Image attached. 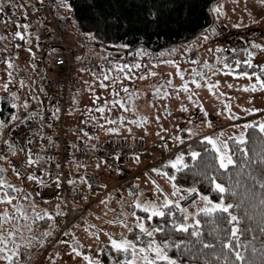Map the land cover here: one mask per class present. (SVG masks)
I'll use <instances>...</instances> for the list:
<instances>
[{
	"label": "rangeland",
	"instance_id": "rangeland-1",
	"mask_svg": "<svg viewBox=\"0 0 264 264\" xmlns=\"http://www.w3.org/2000/svg\"><path fill=\"white\" fill-rule=\"evenodd\" d=\"M217 5H223V15L213 11ZM60 12L66 20L65 37L69 48L75 54L82 52V61L98 58L107 62V66L101 69L80 67L77 70L80 76L76 75L74 81L79 87L71 93L78 94L76 101L71 104L77 108L75 115L71 114V123L75 128L68 131L69 135L75 139L87 133V141L90 143L118 140L125 143L121 145L140 144L143 149L125 159L116 156L102 159L91 157L84 162H76L85 165V173H96L98 184L94 193H89L86 187L87 199L81 197L75 205L83 207L79 210L81 213L71 217L66 232L59 233L61 214L64 211L62 201L54 197L37 198V179L10 171L9 161H21L25 154L20 152L8 136L1 146L5 125L12 123L22 112L28 111L31 103L39 105L41 97L47 102L46 83L49 80L55 83L58 78L57 67L53 63V55L58 49H48L45 55L46 73L42 76V66L37 61L42 58L45 47L40 46L39 53L32 50L34 45L26 44L23 38L16 44L10 41V47L18 50L14 57L15 52L5 48L2 43L0 121L3 124L0 125V168L3 171L0 170V174L9 184L16 186V191L6 189L14 199L11 202H0V213L7 211L9 215L17 216L12 207L16 204L23 206L28 219L6 220L0 216V231L12 230L15 223L20 224L24 229L23 238L32 242L31 247L21 246V256L27 264H88L84 255L79 253L90 256L93 264L97 259L101 264H113L115 258L122 260L123 257L108 243L109 234L113 238H120L122 234L128 236V230L119 222L112 221L115 218L123 219L128 227L139 231L136 228V216L130 214L136 209L133 205L135 199H151L163 203V197L167 194L170 199L179 200L180 208L181 198L179 193L173 195L172 181L163 172L153 169L162 168L166 171V161L173 159L180 152V144L189 138L210 135L220 141H228L230 138L236 140V136L245 132V125L249 121L259 123L264 120V88L257 83V77L264 79V48L257 46L264 44V5L260 4V0H215L210 6L211 26L191 39L159 50L143 46L130 49L122 42L113 44L111 48L98 46L85 35L87 32L77 27L72 9L62 6ZM212 27L216 29L215 32L210 30ZM219 27L229 31L246 29L250 32L249 36H256V43L247 45L245 56V50H242V55L232 53V48L224 52V38L215 35ZM17 29L24 36L29 35L25 27L20 25ZM27 45L31 53L25 52ZM249 52L254 55L249 56ZM6 53L11 54L6 56ZM247 60H251L250 65L244 63ZM225 63L227 68L224 67ZM244 66L251 71H245ZM238 72L256 75H234ZM196 80L199 85L194 82ZM185 84L186 89L183 87ZM71 94L68 101H71ZM2 102L5 103L4 108ZM101 108L103 112L99 110ZM250 108L258 111H248ZM143 117H147V120H143ZM109 128L118 131L110 132ZM5 151L9 152L10 157L5 156ZM120 162L126 164V175L118 169ZM101 175L104 178L103 187L100 184ZM175 183L181 186L179 192L184 194L187 187ZM156 185L163 191H158ZM55 200L61 203L59 213L53 212L46 223L35 219L31 211L32 203L41 201L50 206ZM203 204V200H199L198 205L191 201L183 208L195 213L196 207ZM42 206L35 207L41 216ZM125 212L128 214L122 215ZM29 228L32 230L31 235ZM45 231L50 235H44ZM16 239L21 237L18 235ZM142 240L146 238L142 237ZM41 241L43 243L39 244ZM77 247L79 253L71 251ZM0 264L6 262L0 259Z\"/></svg>",
	"mask_w": 264,
	"mask_h": 264
},
{
	"label": "snow or ice",
	"instance_id": "snow-or-ice-1",
	"mask_svg": "<svg viewBox=\"0 0 264 264\" xmlns=\"http://www.w3.org/2000/svg\"><path fill=\"white\" fill-rule=\"evenodd\" d=\"M61 6L65 9H72L73 5L69 0H60ZM260 4L264 5V0H260ZM2 11V9H0ZM213 11H216L218 15H223V5H217L213 8ZM155 15V13H152ZM27 27V25H25ZM212 32H215L216 29L212 27L210 29ZM16 36H20L21 32L17 31ZM85 35L90 39H96V36L93 32H87ZM203 35V34H202ZM207 38V37H205ZM258 47L264 48V44L257 45ZM127 47V45H125ZM31 51V50H29ZM249 56L254 55V53L249 52ZM174 63V61H173ZM245 64L250 65L251 60L244 61ZM139 67V65H136ZM238 66V65H237ZM118 67H124L123 65H118ZM178 67V66H177ZM225 68L228 65L225 63ZM264 67V66H262ZM127 74V73H125ZM155 75V73H153ZM183 75V73H181ZM234 75L241 76H251L256 75L255 73L250 72H238ZM199 85V81H194ZM219 83V82H217ZM257 83L261 88H264V79L257 77ZM185 89L187 84L183 85ZM209 88L212 87L211 84L208 85ZM253 90H255L253 88ZM13 95H15L13 93ZM123 106V102H121ZM101 112L104 111L103 108L99 109ZM134 110V109H133ZM248 111H258V109L250 108ZM143 120H147V117H143ZM3 124V121H0V125ZM209 125L211 126L210 122ZM259 129L260 133H264V120L256 123L255 121H249L245 125L247 128ZM108 131L116 132L118 129L109 128ZM130 131V129H129ZM186 131L191 132V129ZM248 136L242 131L238 136H236L235 151L230 149L229 141H220L218 138H215L210 135H205L202 137L204 141L208 143L213 152L211 153V160L207 162V167L204 172H201V175H205V172L208 171V168L214 169L212 172H208L205 178L208 180L213 191H217L219 195L218 200H213L209 195H206L203 192H200L198 188L194 186H189L186 188L188 196L185 197L183 193L179 192L180 185L175 183V177L171 176L167 171H163L162 168L153 169L156 172H163V175L168 177L172 181L173 195L179 193L181 199H191V197L197 193L199 196L197 199L192 200L194 205H198L199 200H203V206H197L196 212H188L187 209L180 207V211L183 216L180 219L175 217L174 212L169 210L168 205H179V200H173L168 197L167 194L163 197V203H157L155 200H141L139 198L133 201V205L136 209H142L146 214L145 216H138L136 211H131L132 216H136V228L138 232L133 234V238H129L126 235H121L120 238H113L109 234L110 238L108 243H110L117 253H119L123 259L119 257L115 258L113 264H182V261L177 255L170 254V252L175 249L177 252L181 250L185 253H189L190 249L195 245H200L201 247L197 251H203L205 248L214 249L215 245L209 241L203 235V228L201 225L206 219L210 225L208 235L215 236L216 239L220 240L222 245V251L224 249L229 250L225 252L222 258V264H250L246 261L245 256L243 255L242 249L247 244V241H242L240 235L242 231L247 229H242L241 225L245 219H248L250 222V217L247 216L245 197L249 195L250 189L247 184L243 186V191H241V184L239 179H233L232 167H238L239 171L235 173L236 177H239L243 172L244 168L248 167L249 164H259L260 174H254V169L249 168L248 175L252 177L254 185L258 184L261 190L259 204L264 206V152L257 157L249 155V149L246 147L245 142L248 140ZM179 140L180 138L177 137ZM261 143L264 144V138H261ZM167 147V145H164ZM204 153L208 152V148L205 147L202 149ZM239 153V157L236 156V153ZM136 155V154H133ZM185 155H187L191 161L195 162L198 158H201V152L196 150H190L188 153L179 152L175 155L173 159L166 161L168 165H171L172 168L177 170L181 168L187 169L189 167L188 161L185 160ZM7 159V157H5ZM28 160L30 163H35L36 161L32 159L29 155ZM231 166V167H230ZM192 168H195V163L191 165ZM225 170L226 182L221 183L216 175L215 170ZM17 175H20L17 172ZM30 179H36V177L29 174ZM55 179L59 180V177ZM71 183V181H69ZM155 183V181H153ZM0 202H11L14 197L6 189H11L13 192L16 191V186L9 184L2 177H0ZM158 191H163L159 185H156ZM227 197V200H226ZM13 209L18 214L17 216H11L7 211L0 213V216L6 220H16L19 221L21 218L24 220L28 219V213L23 209V206L13 204ZM244 208V212L241 213V209ZM31 211L35 219H41L43 217H50L51 213L47 210L43 211V217L39 212L36 211L35 206H31ZM128 213H122V215H127ZM199 214V215H198ZM168 216L166 226L160 225H149L146 221H151L154 216L165 217ZM190 217L193 219L190 221ZM203 218V219H202ZM119 222L128 232H133V229L128 227L123 219L115 218L112 223ZM35 223V220L32 221ZM260 231L264 233V219L261 220ZM29 235L32 234L31 228L28 229ZM175 232H184L190 237L186 240H176L173 238ZM24 229L21 228L19 223H15L12 226V230L0 231V259H3L6 264H27V261L23 260L21 256V246L31 247V240L23 238ZM161 233L166 236V238L157 239L156 234ZM20 236L21 239H16L17 236ZM44 235H50L49 232L45 231ZM142 237H145L146 240H142ZM194 238V239H191ZM255 239V237H253ZM43 243V241H41ZM89 247H91L89 245ZM253 252L256 251L255 248L252 249ZM72 252L79 253V248H72ZM229 253L234 254L235 259H229ZM84 255L85 259L88 260V264H93V261L90 256L87 254L79 253ZM212 255L220 256V253L213 251ZM95 264H101V261L97 259Z\"/></svg>",
	"mask_w": 264,
	"mask_h": 264
},
{
	"label": "trees",
	"instance_id": "trees-1",
	"mask_svg": "<svg viewBox=\"0 0 264 264\" xmlns=\"http://www.w3.org/2000/svg\"><path fill=\"white\" fill-rule=\"evenodd\" d=\"M214 1L215 0H69L73 5L72 11L77 27L83 32H93L96 36V39H94L96 45L111 48L113 44L122 42L130 49L136 46H143L151 50H159L166 46L193 38L211 21L210 4ZM152 13H155V15H152ZM45 48L42 52L44 56L39 59V64L42 66V76L46 73L45 55L49 49L47 48L46 50ZM69 106L68 103V110ZM4 107L5 103L2 102V108ZM24 113H27V111ZM22 117L23 116H18L12 123L5 125V133L12 125L20 122ZM244 133L249 137L245 142L246 147L249 149V155L257 157L262 154V152H264V144L261 143V138H264V133H260L259 129H253L251 127L245 129ZM83 136L86 137L87 135L85 136L83 134ZM2 137H4V135ZM228 141L230 149L235 151L236 140L230 138ZM205 147L208 148L207 153L202 151ZM190 150L201 152V158L193 162L185 155V160L189 163L187 169L181 168L177 170L172 168L171 165H167L166 171L171 176L175 177V182L181 183L186 187L194 186L198 188L200 192L209 195L213 200H218L220 194L217 191H213L208 180L205 178L208 172H212L214 169L208 168L205 175L200 174L204 172L207 167V162L211 160V153L213 150L208 147V143L200 137L189 138L180 144V152L188 153ZM236 156L239 157L238 152ZM26 158V155H24L22 160H27ZM193 163H195V168L191 167ZM9 167L10 171L15 173L10 163ZM249 168L254 169V174H260L258 163L255 165L249 164L248 167L244 168L239 177L235 176V173L239 171L238 167H232L231 173L234 180H240L241 191H243V186L245 184H247L250 189L249 195L245 197L247 201L245 207L247 216L251 219L250 222L248 219H245L241 225L242 229H247L246 231H242L240 235L242 241H247L242 252L246 261L250 262V264H264V233L260 231L261 220L264 219V206L259 204L261 190L258 184H255L253 187L254 181L252 177L248 175ZM0 170L3 171L1 168ZM215 171L218 180L221 183H225V170L220 169ZM1 176L0 174V177ZM0 187H2V185H0ZM168 208L174 212L177 219H180L184 214L180 211L178 206L168 205ZM244 210L245 209L242 208L241 213H243ZM135 211L139 216L146 215L142 209H135ZM48 219V217H43L40 220L46 223ZM168 219L169 217L167 215L165 217L154 216L151 221H146V223L163 227L166 226ZM201 227L203 228L204 237L215 245L214 249L205 248L201 252L197 251L201 246L195 245L190 249L189 253H185L182 250L177 252L173 249L170 254L177 255L182 261V264H222L224 253L229 252V250L224 249L222 251L220 240L216 239L214 235H208L210 225L206 219ZM136 232L138 231L133 230V232H128V237L133 238V234ZM253 237H255V239H253ZM156 238L161 239L166 238V236L157 233ZM173 238L176 240H186L190 237L184 232H175ZM253 248L256 249L255 252H253ZM213 251L220 253V256L212 255ZM229 259H235L234 254L229 253Z\"/></svg>",
	"mask_w": 264,
	"mask_h": 264
},
{
	"label": "built area",
	"instance_id": "built-area-1",
	"mask_svg": "<svg viewBox=\"0 0 264 264\" xmlns=\"http://www.w3.org/2000/svg\"><path fill=\"white\" fill-rule=\"evenodd\" d=\"M15 1L22 10V17L14 13L11 7L5 4V1L0 2V9H2L0 15L8 23L27 25L26 28L29 31L36 32L40 46L58 49V52L53 55L58 78L55 83L49 80L45 86L48 100L52 103L53 108L44 105L42 113L32 112L24 121L15 123L7 131V136L26 155V159L28 160L31 155L36 162L11 159L9 163L16 174L17 172L21 176L31 174L41 179L36 191L37 198L50 199L54 197L62 201L64 211L61 214L59 233H64L68 230L71 217L81 213L79 210L83 208L75 206L80 202L82 193L72 182L69 183L71 181L69 163L71 161L84 162L91 157L102 159L116 156L125 159L131 154L141 151L143 146L140 144L121 145L125 143L109 140L90 143L84 136L71 139L67 135V131L70 129L66 124L68 97L72 91L79 87L78 83L74 81L77 70L79 67H86L90 70L101 69L107 66V62L98 58L84 59L83 61L72 58V50L65 37L66 20L54 9V0H40L36 5L26 4L23 0ZM215 35L224 38L222 50L228 52L245 41L250 32L246 29L229 31L219 27ZM2 49L0 32V50ZM10 54L6 53V56H10ZM2 60L3 57L0 54V62ZM42 102L40 101L39 105L31 103L29 110H39ZM25 114L23 112L20 116ZM4 154L10 157L7 151ZM118 169L123 175L127 174L124 162H120ZM56 177H59V180L55 179ZM84 180L89 193L94 192L98 184V175L90 171L85 173ZM187 196L188 194L185 195V197ZM197 196L198 193L191 199H182L180 206H186Z\"/></svg>",
	"mask_w": 264,
	"mask_h": 264
},
{
	"label": "crops",
	"instance_id": "crops-1",
	"mask_svg": "<svg viewBox=\"0 0 264 264\" xmlns=\"http://www.w3.org/2000/svg\"><path fill=\"white\" fill-rule=\"evenodd\" d=\"M1 1H5V4H7V5H9L10 7H11V9L14 11V13H16L18 16H20V17H22V10L18 7V3L15 1V0H0V2ZM40 0H23V2L24 3H26V4H31V5H36V4H38V2H39ZM54 9L56 10V12L58 13V15H60L61 17H63L62 15H61V12H60V9L62 8V6H61V3L60 2H55V0H54ZM69 16H68V20H69ZM13 24H15V26L13 25ZM20 25L21 26H23V27H25L23 24H21V23H8V21L2 16V15H0V32H1V41H2V43H4V45H5V48H7V49H10V50H13L14 52H15V54H14V57L18 54V50H15L16 49V47L13 49V48H11L10 47V41H13V44H16V43H19L20 41H21V39L23 38V40H25L26 41V44H33L34 46L32 47V50H37V52H39L40 51V45H38V41H37V38H36V32H31V31H29L26 27V31H28L29 32V35L26 37V36H24L22 33H21V35L20 36H16L15 35V33L17 32V31H19L17 28L18 27H20ZM240 30V29H239ZM238 31V30H237ZM19 32H21V31H19ZM255 38H256V36L255 35H252V37L251 36H249L245 41H243L242 43H240L239 45H237V46H235V47H233L231 50H232V53H234V54H237V55H242V50H245V54H244V56L246 55V47H247V45L248 44H250V43H253V42H255L256 43V41H255ZM18 49V48H17ZM24 50H25V52H29V53H31L29 50V46L27 45L25 48H24ZM230 50V51H231ZM40 53V52H39ZM244 56H243V58H244ZM7 59V58H6ZM6 59H5V61H6ZM3 62V61H2ZM37 64L38 65H41V64H39V60L37 61ZM245 68H243V69H245V71H251V70H249L248 69V67H246V66H244ZM80 68V67H79ZM238 71H241L240 69H237ZM78 75V74H77ZM78 76H80V74L78 75ZM72 95V98H71V101H68V103H69V105H70V107H69V110H67V114H66V124H67V126L68 127H70V129H74V124L73 123H71L72 122V119H71V114L72 115H75V113H76V110H77V108L76 107H74V106H71V104H73L75 101H76V99H77V93H73V94H71ZM41 99H42V101H43V103H44V105L45 106H47V107H49V108H53V106H52V103L51 102H49V100L47 99V102H46V100H45V98L43 99V97H41ZM40 101L41 100H39V104H40ZM74 101V102H73ZM73 102V103H72ZM79 112V111H78ZM23 113V112H22ZM21 113V114H22ZM20 114V115H21ZM19 115V116H20ZM69 129V130H70ZM68 130V131H69ZM68 131H67V135L72 139V137H71V135H69V133H68ZM84 135L86 136L87 135V133H84ZM81 136H83V135H81ZM80 137V136H79ZM90 137H91V135H90ZM196 137V136H195ZM86 139H87V136L85 137ZM12 153H13V151L11 152V155H12ZM24 158V157H23ZM102 162V161H101ZM101 165L103 166V164L101 163ZM85 165L83 166H81L80 164H78V163H76L75 161H71L70 163H69V173H70V177H71V181L75 184V186H77V188L81 191V193H82V197H83V200H86L87 199V194H88V192L86 191V184H85V180H84V174H85ZM35 177V176H34ZM36 179H37V183H39L40 182V178H38V177H36ZM101 187H103V176L101 175ZM103 194H104V191H103ZM187 194V192H185L184 191V196ZM95 196V195H94ZM93 198V197H92ZM36 200H39V199H36ZM180 201H181V199H180ZM35 207H38V208H40L42 205V207L44 208H41V210H40V212H42L43 213V211L42 210H48V212L49 213H51V217L53 216V212H55V213H59L60 212V209H61V203L60 202H57L56 200L55 201H52V206L50 205V206H47V205H45L43 202H41V201H36V202H34V203H32ZM46 208V209H45ZM43 217V216H42ZM54 232H55V228H54ZM40 239H42V238H40ZM39 244H41V242H38ZM42 255V254H41Z\"/></svg>",
	"mask_w": 264,
	"mask_h": 264
},
{
	"label": "water",
	"instance_id": "water-1",
	"mask_svg": "<svg viewBox=\"0 0 264 264\" xmlns=\"http://www.w3.org/2000/svg\"><path fill=\"white\" fill-rule=\"evenodd\" d=\"M213 3V2H212ZM211 3V4H212ZM211 4H210V6H211ZM212 25V18H211V21L207 24V25H205L201 30H203V29H206V28H208L209 26H211ZM200 30V31H201ZM199 31V32H200ZM198 32V33H199ZM46 50H47V48H46ZM44 52H45V50H44ZM72 55H73V59L74 60H79V59H81V57H82V52H79V53H74L73 51H72ZM43 56H44V54H43ZM42 65H43V63H42ZM43 69H44V66H43ZM45 71V70H44ZM40 100H41V102H42V99L40 98ZM43 109H44V103L42 102L41 103V108L39 109V110H36V111H33V110H29V111H27V113H26V115H24L21 119H20V122H22V121H24L26 118H27V116L29 115V114H31L32 112H35V113H37V114H40V113H42L43 112ZM6 136H7V132L4 134V137L2 138V141L6 138Z\"/></svg>",
	"mask_w": 264,
	"mask_h": 264
},
{
	"label": "flooded vegetation",
	"instance_id": "flooded-vegetation-1",
	"mask_svg": "<svg viewBox=\"0 0 264 264\" xmlns=\"http://www.w3.org/2000/svg\"><path fill=\"white\" fill-rule=\"evenodd\" d=\"M0 137H1V135H0Z\"/></svg>",
	"mask_w": 264,
	"mask_h": 264
}]
</instances>
